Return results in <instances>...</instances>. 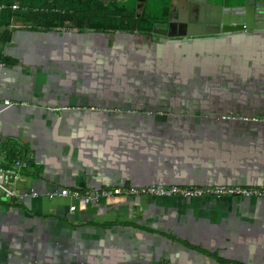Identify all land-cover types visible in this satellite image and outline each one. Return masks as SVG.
<instances>
[{"label":"crops","instance_id":"obj_1","mask_svg":"<svg viewBox=\"0 0 264 264\" xmlns=\"http://www.w3.org/2000/svg\"><path fill=\"white\" fill-rule=\"evenodd\" d=\"M0 168L39 193L0 191V264H264L261 198L115 196L70 211L73 199L44 196L264 186V29L15 28L0 48Z\"/></svg>","mask_w":264,"mask_h":264},{"label":"trees","instance_id":"obj_2","mask_svg":"<svg viewBox=\"0 0 264 264\" xmlns=\"http://www.w3.org/2000/svg\"><path fill=\"white\" fill-rule=\"evenodd\" d=\"M136 4V0H0V48L19 26L51 30L69 24L78 29H135L148 33L169 10V0H147L141 10ZM138 11L141 13L136 17Z\"/></svg>","mask_w":264,"mask_h":264},{"label":"built area","instance_id":"obj_3","mask_svg":"<svg viewBox=\"0 0 264 264\" xmlns=\"http://www.w3.org/2000/svg\"><path fill=\"white\" fill-rule=\"evenodd\" d=\"M16 6L13 5V8ZM8 104V101H5ZM226 118L227 116H223ZM16 164H19L17 162ZM12 174L16 176L14 169L0 168V191L6 198H20L27 196H38L39 193L34 190L17 191L15 188L7 186ZM49 199L56 197H67L75 202L69 205V210L73 211L78 207H84L91 202L99 201L100 199H108L115 196L135 197V196H154V197H172L178 196L183 198L203 197V196H240L249 198H261L264 200V186L259 187H244L237 185H216V186H163L150 184L144 186H108L100 188H91L84 191L78 189L60 188L44 193ZM1 201V198H0Z\"/></svg>","mask_w":264,"mask_h":264},{"label":"water","instance_id":"obj_4","mask_svg":"<svg viewBox=\"0 0 264 264\" xmlns=\"http://www.w3.org/2000/svg\"><path fill=\"white\" fill-rule=\"evenodd\" d=\"M136 8L142 7L144 0H138ZM199 5L197 11L194 10V17L190 14L189 8L183 11V18H177L179 11L170 9L167 13V20L164 22H155L152 32L157 35L172 37H193V36H222L237 31H253L264 29V0H246L244 6L229 7L215 6L210 0H192ZM214 7L218 11H215ZM239 11V17L231 19L222 18V14ZM140 13H136L139 17ZM195 16H198L196 18ZM216 17V19H214ZM136 25V24H135ZM67 27V26H66ZM69 27V26H68ZM14 175L9 179L13 182Z\"/></svg>","mask_w":264,"mask_h":264},{"label":"flooded vegetation","instance_id":"obj_5","mask_svg":"<svg viewBox=\"0 0 264 264\" xmlns=\"http://www.w3.org/2000/svg\"><path fill=\"white\" fill-rule=\"evenodd\" d=\"M136 1H137V4H138L139 1L138 0H136ZM210 1H211V3L215 4V6L237 7V6H244L246 0H243L241 2L239 0H231V1L210 0ZM146 2H147V0H144L142 2V7L138 8V10H141ZM261 2H264V1H261ZM187 8H189V10L191 11L190 14H188L187 17H189V15L194 17L193 12H194V10L197 11L199 9V5L195 4L192 0H169V10L173 9L174 11H179V13L177 15V18H179V19L183 18L185 16V15L183 16L182 13H183V11L185 9L187 10ZM214 9H215V11H218L216 7H214ZM169 10H168V12H169ZM137 13H141V12H137ZM238 13H239V11L236 10L235 12L222 14L221 19H219V20H222V18H224V17L229 18V19H231V17L238 19V17H239ZM195 17L198 18V16H195ZM214 19H216V17ZM166 20H167V17L164 18V19H160V20H158L156 22H164Z\"/></svg>","mask_w":264,"mask_h":264}]
</instances>
